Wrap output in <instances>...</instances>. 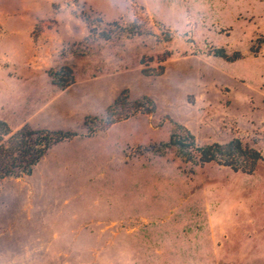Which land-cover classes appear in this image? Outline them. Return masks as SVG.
Masks as SVG:
<instances>
[{
    "label": "rangeland",
    "instance_id": "374dc122",
    "mask_svg": "<svg viewBox=\"0 0 264 264\" xmlns=\"http://www.w3.org/2000/svg\"><path fill=\"white\" fill-rule=\"evenodd\" d=\"M0 120L77 134L0 182V264H264V0H0ZM179 126L262 159L187 162Z\"/></svg>",
    "mask_w": 264,
    "mask_h": 264
},
{
    "label": "trees",
    "instance_id": "16d2710c",
    "mask_svg": "<svg viewBox=\"0 0 264 264\" xmlns=\"http://www.w3.org/2000/svg\"><path fill=\"white\" fill-rule=\"evenodd\" d=\"M110 25H116V23ZM99 34L103 38L109 39L114 33L101 31ZM214 55L227 61H235L240 58L239 54H234L232 57L228 56L224 49H216ZM142 72L147 76L161 74V72L146 73L144 70ZM47 75L50 77L52 84L61 90L74 83L73 70L67 66H62L56 71L50 70ZM128 101L129 92L124 89L108 107L106 115H109L112 108L121 103H128ZM144 103L148 105L146 106ZM136 104L141 108L137 109L140 112L150 113L155 109V103L147 96H142ZM127 117V115L124 116V118ZM115 122H117L116 119L109 118L104 121L103 126H109ZM84 125L88 126L87 119L84 120ZM178 128L183 133L173 132L168 143L163 146L166 148L174 147L179 156L187 162L194 161L200 165L216 162L235 171L252 172L256 163L262 159L258 151L244 147L238 139H232L226 144L198 145L195 137L186 128L181 126ZM76 136V133L51 131L46 128L33 129L26 124L18 130L12 131L5 121L0 120V182L8 178L29 177L35 166L52 146Z\"/></svg>",
    "mask_w": 264,
    "mask_h": 264
}]
</instances>
